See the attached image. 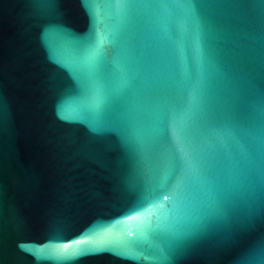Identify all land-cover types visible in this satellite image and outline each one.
I'll return each mask as SVG.
<instances>
[{
	"label": "water",
	"instance_id": "95a60500",
	"mask_svg": "<svg viewBox=\"0 0 264 264\" xmlns=\"http://www.w3.org/2000/svg\"><path fill=\"white\" fill-rule=\"evenodd\" d=\"M166 2L0 0V264H259L264 0H202L204 58ZM176 113L212 169L187 206ZM104 235L130 254L59 251Z\"/></svg>",
	"mask_w": 264,
	"mask_h": 264
},
{
	"label": "snow or ice",
	"instance_id": "6c2138e0",
	"mask_svg": "<svg viewBox=\"0 0 264 264\" xmlns=\"http://www.w3.org/2000/svg\"><path fill=\"white\" fill-rule=\"evenodd\" d=\"M37 3H47L49 0H35ZM202 0H181L179 5L185 9L186 20L192 22L195 25L193 40L197 50L200 52L201 57L206 55L205 45V22L201 19L198 13L197 5ZM116 3L121 7H129L137 4L143 5H155L158 7H167L169 5L166 0H116ZM187 30V29H185ZM203 85L198 86L196 90V99L199 102L203 97ZM103 104V99L97 102V107ZM191 118L187 113H176L170 119H167L169 130L176 137L178 144L180 145L181 174L176 180L175 187L170 196H166L165 199H171L173 204H183L187 206L190 201V197L194 189H208L211 184L212 169L205 159V155L202 151V142L197 133L191 128ZM119 126L117 125V128ZM94 131L100 133L105 131L102 124H97L94 127ZM205 195L214 197L215 193L206 191ZM162 211L165 209L164 205H157ZM192 233L185 234L191 235ZM76 247L71 245H63L59 251L65 256H77L85 251H101L106 248H110L113 245H119L116 249L120 255H129V251L126 246L119 244L110 236H96L88 240H78L75 242ZM43 249L37 250V254H41ZM259 264H264V256H262Z\"/></svg>",
	"mask_w": 264,
	"mask_h": 264
}]
</instances>
